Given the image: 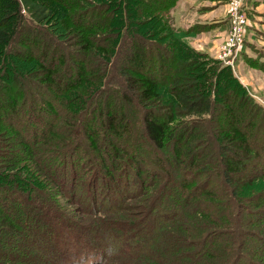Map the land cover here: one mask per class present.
Wrapping results in <instances>:
<instances>
[{"label": "trees", "instance_id": "1", "mask_svg": "<svg viewBox=\"0 0 264 264\" xmlns=\"http://www.w3.org/2000/svg\"><path fill=\"white\" fill-rule=\"evenodd\" d=\"M125 1L0 0V264H106L116 256V264H242L236 237L259 239L250 228L264 213L245 216L239 205L242 186L264 179V106L232 67L218 59L210 65L182 40L149 45L145 37L154 32L128 35L127 14L118 8ZM179 1L140 0L149 18L137 25L161 18L171 29L167 14ZM75 43L78 52L69 54L66 46ZM96 47L106 50L102 58ZM249 64L264 72V59ZM110 73L125 86L111 88ZM137 74L161 94L135 95ZM221 75L233 85L224 92L217 89ZM163 89L174 91L173 101ZM166 104V115L154 112ZM144 115L162 129L174 120L183 128L203 123L210 136L194 141L178 132L160 154L137 129ZM120 122L121 134H112ZM93 159L113 170L112 183L99 174L78 181L81 165ZM156 180L162 182L152 194ZM140 193L150 202L143 216L117 231L79 216L123 211L122 202ZM197 196L192 208L187 202ZM66 203L85 212H66ZM145 232L149 237L137 241Z\"/></svg>", "mask_w": 264, "mask_h": 264}, {"label": "rangeland", "instance_id": "2", "mask_svg": "<svg viewBox=\"0 0 264 264\" xmlns=\"http://www.w3.org/2000/svg\"><path fill=\"white\" fill-rule=\"evenodd\" d=\"M44 3H48V0H42ZM180 2V1H179ZM179 2L177 3V5L179 4ZM55 4H53L54 6ZM176 5V7H177ZM176 7L167 14V18L169 21V26L171 29H166L163 27L162 25V20L161 18H159V23L158 21H156L155 23H153V21L151 23H144L142 26L137 25V22L140 20H145L149 18V15H145V11L143 9L142 6V2H140V0H126L125 2H121L119 4V10H121V12H125L127 14L128 17V28L126 30L127 34H139V35H143V32H146L148 30V32H154V38L150 39V37L146 38L145 37V41H147V43L149 45L152 44V40L153 41H158L160 44L159 45H163V44H167L168 42H172L171 44H174V42H176V40H182L183 42L187 43L193 50H195L197 53L204 55L205 59H209L210 65L212 64L211 60L213 59H217V53L213 54L210 53L208 51V46L204 43H200L197 41V39L199 38L200 34L207 29V27H203V26H199L197 24L201 23L199 22V19L196 18L194 23H187V25H184V28L182 26H180L179 23H176L175 20V15H174V11L176 9ZM57 12L60 13V10H57ZM141 12H144V14L142 15ZM116 25L119 24V27H121L123 24H121V22L116 21L115 23ZM153 26L155 27V29H157V31H153ZM187 26V27H185ZM54 28V27H53ZM68 30H73L74 26L71 23L67 22V25L64 27ZM55 29V28H54ZM106 31L102 32L105 33ZM224 43V42H223ZM222 43V44H223ZM221 44V46H222ZM93 45V44H90ZM66 46V45H65ZM220 46V47H221ZM66 50L68 51L69 54H73V52H78V44L75 43L73 45H69L66 46ZM94 48V47H93ZM152 48H156V50H159L157 46H154ZM97 53H98V57L102 58L103 54H106V50L105 49H99V47H96ZM174 50V47L172 45H170V47L168 48V52H171ZM220 50V48H219ZM120 59V56H117V59ZM71 59V58H70ZM121 60V59H120ZM124 61V60H123ZM96 63L99 64V60L96 61ZM100 65V64H99ZM137 65V64H136ZM234 69V74L239 77L238 75V70H237V66L235 64V68ZM212 70V69H211ZM213 71L209 70L208 73V81H209V85H210V73H212ZM133 74V73H132ZM131 74V75H132ZM113 75V74H112ZM140 78V82L138 83V89L135 91V95L136 92H140V95H142L143 97L150 99L152 96H158L161 94L162 89H158V87L153 84L152 82L149 81V79H146L144 76L138 75ZM213 76V75H212ZM109 79L107 80L108 84H110L109 86L111 88H113L114 90H118L119 85L121 84L122 86H125V79L123 77H112L111 78V73L109 74ZM228 77L226 75H221L220 79L221 81H219L218 85H217V89L219 91L224 92L225 88H232L233 85L230 84L227 87V79ZM48 76L45 77V79H43L44 83L46 84H51L48 81ZM49 86V85H48ZM166 90V98L167 100H171L173 101L174 99V94L172 90H167V89H163ZM49 93L54 92L53 90V86L51 85L50 90H48ZM134 91V89H133ZM122 92V91H121ZM251 96L257 101L259 102L261 105L264 106V90L260 91L263 92L261 93H253L251 90H249ZM121 94V93H119ZM157 100V97H155ZM152 102H158V101H152ZM43 103V102H42ZM169 103V101H168ZM127 104V103H126ZM129 107H134L135 105L133 103H131L130 101H128L127 104ZM46 107H50L48 104L45 103ZM167 106L164 105L162 107H156V111L154 112H160L162 114H167L169 109H166ZM50 109V108H48ZM133 109V108H132ZM134 110H136V108H134ZM94 111V110H93ZM3 114L6 116L7 111H4ZM138 123L137 129L139 131H144L146 132V139L149 142V144L151 146H153L154 148H156L158 150V153L162 154V147H166L167 143L171 140V138L173 136H176V133H182V135H188V137H192L194 141H200L201 139H204L205 135L206 136H210V134H206L205 133V129H204V124H198L196 125H190L186 128H183L184 125L179 124V121L174 120L170 123L169 127L170 128H166V129H162L159 124L155 121H152L149 117L145 118L144 116H140V120L138 122H136V124ZM121 124L120 123H114L112 125L113 130L112 134L114 135H120L121 134V130H119L118 126ZM176 126V127H175ZM175 127V128H174ZM183 128V129H182ZM175 130L176 131H172L171 130ZM182 129V130H181ZM178 133V134H179ZM129 136L133 137L135 135V133H133L134 135L132 136V132L128 133ZM17 136V135H16ZM97 138L99 140H103L100 136L101 135H96ZM221 136H225L224 133H221ZM19 137V136H18ZM136 137V135H135ZM126 138H124L123 140H125ZM173 139V138H172ZM109 145V149L113 150L115 149L114 146L110 143H108ZM104 148L99 145V149H97V152L102 151ZM166 150V148H165ZM95 151V153H97ZM126 152V151H125ZM94 153V154H95ZM168 153V151H167ZM125 153H123L122 151H119V156H124ZM118 157V155H117ZM115 156V158H117ZM174 157V156H173ZM114 159V158H113ZM114 163L116 164V161L114 160ZM96 169V170H94ZM119 168H115V170H118ZM99 171V172H98ZM113 170L110 169L106 164L104 163H100L97 159H93L92 161H88L87 163H85L84 165H81V174H82V178H80L78 181L81 182H87L92 175H97L99 174L102 177V179L107 180L108 182L112 183V172ZM163 169L162 167L160 168V172H162ZM166 172V171H165ZM146 174L145 172L143 173V175ZM264 175V173H263ZM149 174L146 176L148 177ZM154 176L149 177V180H153ZM264 178V177H263ZM102 179L99 180V182L103 181ZM141 181L144 182L143 179H140ZM154 182L157 183H150V185L153 186L151 187L149 185V189L151 190V193H155V191L157 190L158 186L161 185L162 181L156 180ZM99 188H98V197L100 198V200L103 198L104 194L102 193L103 191V187L101 186V183H99ZM189 186V183L187 184V187ZM81 187L83 188V186L81 185ZM147 190V189H146ZM143 191V190H142ZM210 189L205 193L206 195L210 196ZM141 194V193H140ZM139 195V194H138ZM136 195V196H138ZM148 195V194H147ZM146 194H141L139 197L136 198H127V200H125L124 202H122L123 207H125V209H123V211H117V212H110V211H103L102 213L96 214V213H88V215H79L83 220V222L87 223V222H91L93 225H97L100 228H106V229H114V230H118V224L120 223H124V224H133V221H137L139 220L142 216L143 213H141L142 209L145 208L146 206H149L150 202L145 201L146 198L148 197ZM133 196V195H132ZM196 196V195H195ZM241 196H242V201L240 203V210H244L245 212V216H247V214L249 212H253L256 214H259L261 212L264 213V179L261 180L259 178L249 181L248 184H244L242 186L241 189ZM114 197H116V199H120V195L116 196L114 195ZM199 196L197 197H193L191 200H188L187 204H192V208L195 205V202L198 200ZM65 202H67V199L65 197ZM74 202L73 200L70 201ZM64 208L67 209L66 212H68V210H72L74 211V213L76 214H80L79 212H85L82 208L81 205H70V204H63ZM79 206V207H78ZM191 206V205H190ZM81 210V211H79ZM96 214V216H95ZM252 216V214L250 215ZM264 215H260L258 217H255L254 219V225L251 226L250 230H252L253 232H255L259 239H255L253 236H248L246 237V239L242 236L240 237H236V246L238 247V251H240V258L241 263L242 264H264ZM171 224V223H170ZM167 226V225H166ZM147 231V229H145ZM131 231H128L127 233H130ZM150 233V232H149ZM151 235V233H150ZM149 237V234L147 232L145 233H137V241H145L147 238ZM134 240V239H132ZM98 240H96L97 242ZM104 241V240H102ZM112 241V238H108L105 240V242H99L97 244H99V247H97L98 245H96L98 252H100V250L102 251V249L105 247L106 244H109ZM241 244V247H239V245ZM95 248V247H94ZM101 248V249H99ZM96 252L97 250L94 249ZM120 259L118 256L115 257H110L109 258V262H107L106 264H116V260ZM102 264V263H99Z\"/></svg>", "mask_w": 264, "mask_h": 264}, {"label": "crops", "instance_id": "3", "mask_svg": "<svg viewBox=\"0 0 264 264\" xmlns=\"http://www.w3.org/2000/svg\"><path fill=\"white\" fill-rule=\"evenodd\" d=\"M243 9L250 22L244 47L236 61L238 76L249 90L262 94L264 72L253 68L249 60L264 59V0H247ZM174 15L176 23H182L180 26L183 28V24L194 23L196 18L201 22H197L199 26L207 27L197 41L206 44L210 53L219 52L228 37L227 0H180Z\"/></svg>", "mask_w": 264, "mask_h": 264}, {"label": "built area", "instance_id": "4", "mask_svg": "<svg viewBox=\"0 0 264 264\" xmlns=\"http://www.w3.org/2000/svg\"><path fill=\"white\" fill-rule=\"evenodd\" d=\"M246 2L247 0H227L229 33L226 41L220 47L217 59L232 68H235L237 58L244 47L246 31L250 22L243 9Z\"/></svg>", "mask_w": 264, "mask_h": 264}]
</instances>
